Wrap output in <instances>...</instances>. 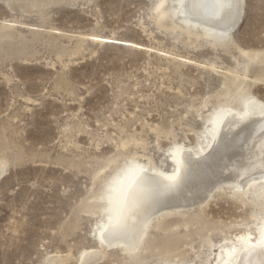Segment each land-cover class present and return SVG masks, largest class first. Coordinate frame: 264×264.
Listing matches in <instances>:
<instances>
[{
  "label": "rangeland",
  "instance_id": "374dc122",
  "mask_svg": "<svg viewBox=\"0 0 264 264\" xmlns=\"http://www.w3.org/2000/svg\"><path fill=\"white\" fill-rule=\"evenodd\" d=\"M56 1L0 0V24L14 23L0 49V264H83L82 250L107 251L93 264H124L118 246L100 241L107 213L93 195L135 154L172 169L169 147L193 143L215 104L202 101L222 89L209 65L243 58L234 44L159 27L155 0ZM241 17L235 44L264 50V0H243ZM250 89L264 100V80ZM252 208L223 185L205 205L169 216L179 223L171 231L152 220L139 262L211 264L225 237L256 231Z\"/></svg>",
  "mask_w": 264,
  "mask_h": 264
},
{
  "label": "bare ground",
  "instance_id": "6f19581e",
  "mask_svg": "<svg viewBox=\"0 0 264 264\" xmlns=\"http://www.w3.org/2000/svg\"><path fill=\"white\" fill-rule=\"evenodd\" d=\"M7 1L9 7V0ZM19 1L24 3L26 0ZM36 1L39 2V0ZM194 2L198 5L200 3L209 5L212 0H184L186 5ZM161 3L163 7L157 11V5ZM239 4V17L235 18L234 26L230 31L227 30V26L234 19L231 9L220 10L201 6L181 8L180 0H155L153 4L152 18L159 27L164 26L173 32L178 30L188 37L203 38L206 43L215 48L234 44L243 59L233 68L221 69V71L217 70L218 67L214 63L209 65L212 71L224 76L221 83L222 89L202 101V106L213 102L211 98L215 101L203 117L201 116L203 111L200 113V109L193 108L197 115L202 117L203 124L198 130L193 131V143L180 145L174 143L172 147H169L172 169H164L149 161L148 158L147 161L139 159L135 154V157L131 156L128 161L116 166L112 173L102 180L100 190L98 192L96 190L97 193L93 195L95 199L93 201H99L105 190H110L116 202L127 197L129 205L136 208V211L127 218L117 213H107V219L101 221L98 227V236L101 243L103 242L102 245L106 248L118 246L126 255L127 260L124 264H141L140 249L148 247L145 235L153 226L152 220L155 219L157 223L154 226L164 232L171 231L175 226H179V223L168 222L169 216H182L190 208L205 205L213 192L222 188L223 185L230 188L232 196L238 202H248L252 205L250 217L255 222L256 231L225 237L224 242L216 246L211 264H224L225 261H228V264H264V256L260 255L259 249L251 255L239 250L243 242L238 237L251 236V243L256 244L260 229L264 227V180L259 179V173L264 171L261 167L264 161V100L250 89L251 85L264 80V50L240 48L230 36V32L242 18L243 0H239ZM218 16L225 19L221 20L217 18ZM13 24L4 22L0 24V49L3 39L12 36ZM251 68H254L252 69L253 81L250 82V86H246L245 82ZM132 165L136 166L135 173L128 171ZM248 168L253 169L257 180L241 185L239 176ZM4 169L5 163L0 160V176ZM241 186L244 189L243 192L237 193V189ZM247 192L250 195L249 198H240ZM98 207L101 208L100 205ZM90 212L93 213L94 210ZM181 223L186 227L189 219ZM109 230L127 235L125 239L110 243L104 239V234ZM207 244L210 248L214 245L210 238L207 239ZM233 246L237 248V252L230 257L227 252ZM94 251H81L80 256L85 261V263L82 262L83 264H93L107 252L102 251L101 255L97 256L98 254L96 255ZM59 259L61 261V258ZM51 260L49 264H57L53 261L54 259ZM164 264L188 263L165 262Z\"/></svg>",
  "mask_w": 264,
  "mask_h": 264
},
{
  "label": "snow or ice",
  "instance_id": "6c2138e0",
  "mask_svg": "<svg viewBox=\"0 0 264 264\" xmlns=\"http://www.w3.org/2000/svg\"><path fill=\"white\" fill-rule=\"evenodd\" d=\"M197 6L201 7H211L213 9H224L228 8L233 10L231 14L234 15V19L232 20V23L227 26V30H231V27L234 26L235 18L239 17V11H240V4L239 0H212V3L209 5H205L203 3H200L199 5L194 2L191 5H186L184 3V0H180V7L181 8H194ZM163 7V3L157 5V11L160 10V8ZM191 14V13H189ZM217 18L223 20L225 17L218 16ZM226 35V33H225ZM255 166L253 165V168ZM261 167L264 168V161L261 163ZM130 173L136 172V166L132 165L128 169ZM259 179L264 180V171H261L259 173ZM257 180V176L254 174L252 168L245 169L243 174L239 176V182L241 185L248 184L249 181H255ZM243 187L237 189V193L243 192ZM100 207L103 209L105 213L112 214L117 213L121 217L127 218L130 216L134 211H136L135 206H130L128 203L127 197L124 198V200L120 202H116L111 194L110 190H105V192L100 197ZM126 233H121L114 230H109L104 234V239H107L110 243L115 240H121L125 239ZM239 240L243 242V246L239 249L241 252H245L248 255H251L253 252L257 251L259 249L260 255L264 256V227L260 229V236L259 239L256 241V244H252L251 240L252 237L249 236L247 238L245 237H238ZM237 252V248L233 246L230 251L227 252V254L231 257ZM224 264H228V261H225Z\"/></svg>",
  "mask_w": 264,
  "mask_h": 264
}]
</instances>
